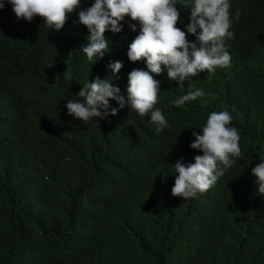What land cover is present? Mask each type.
I'll list each match as a JSON object with an SVG mask.
<instances>
[{
    "label": "trees",
    "instance_id": "1",
    "mask_svg": "<svg viewBox=\"0 0 264 264\" xmlns=\"http://www.w3.org/2000/svg\"><path fill=\"white\" fill-rule=\"evenodd\" d=\"M0 2V264H264V194L251 171L264 158V0H229L228 67L183 84L164 65L152 74L161 90L154 109L171 125L159 134L151 113L129 106L86 122L66 108L83 85L109 75L110 61L123 62L114 83L127 96L130 71L148 70L127 55L138 22L125 17L120 33L106 31L109 48L90 62L80 9L56 31ZM174 3L186 32L193 0ZM197 89L204 96L170 104ZM220 111L232 117L241 155L209 190L173 196L172 166L203 155L190 147L192 133Z\"/></svg>",
    "mask_w": 264,
    "mask_h": 264
},
{
    "label": "clouds",
    "instance_id": "2",
    "mask_svg": "<svg viewBox=\"0 0 264 264\" xmlns=\"http://www.w3.org/2000/svg\"><path fill=\"white\" fill-rule=\"evenodd\" d=\"M7 3L13 5L17 19L31 22L35 16H40L49 29L56 31L63 29L69 16L80 9L78 23L88 29L87 42L80 50L90 62L97 55L103 58L109 48L106 31L120 33L125 17L138 22L139 34L129 45L127 55L132 62L145 60L148 70L130 71L125 97L114 83L123 62L110 61L106 78L97 76L83 85L77 93L78 99H69L66 104L68 114L84 122L114 116L120 108L129 106L141 117L151 113L150 121L158 125L156 132L159 134L171 125L161 109H154L161 90L160 82L152 74H161L164 65L170 80L183 84L200 72L213 73L218 67L230 65L231 56L225 48V38L234 35L229 31L232 26L229 0H193L186 32L177 27L180 12L174 0H94L87 9L81 8V0H7ZM4 7L5 3L0 2V9ZM128 27L133 32L137 30L136 23H129ZM188 34L195 36L194 42L187 39ZM64 77H67L66 72ZM204 94L200 89L188 91L170 104L180 107ZM110 100H115L119 108L110 109ZM231 120L228 111L212 112L200 129L202 134L193 131L194 141L190 147L203 155L195 156L194 163L185 164L181 158L172 166L177 174L171 190L173 196L195 197L198 192L209 190L233 166V157H239L241 149L238 130L229 126ZM251 171L258 192L264 194V158Z\"/></svg>",
    "mask_w": 264,
    "mask_h": 264
}]
</instances>
